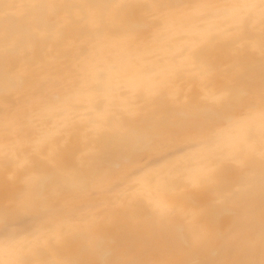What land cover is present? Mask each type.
<instances>
[{
	"label": "bare ground",
	"instance_id": "obj_1",
	"mask_svg": "<svg viewBox=\"0 0 264 264\" xmlns=\"http://www.w3.org/2000/svg\"><path fill=\"white\" fill-rule=\"evenodd\" d=\"M0 264H264V0H0Z\"/></svg>",
	"mask_w": 264,
	"mask_h": 264
}]
</instances>
